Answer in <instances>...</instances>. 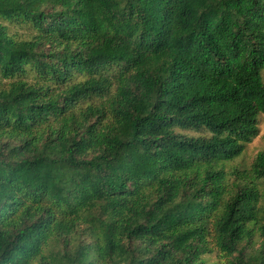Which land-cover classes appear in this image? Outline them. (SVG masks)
<instances>
[{
    "label": "trees",
    "instance_id": "16d2710c",
    "mask_svg": "<svg viewBox=\"0 0 264 264\" xmlns=\"http://www.w3.org/2000/svg\"><path fill=\"white\" fill-rule=\"evenodd\" d=\"M263 67L264 0H0V264H264Z\"/></svg>",
    "mask_w": 264,
    "mask_h": 264
},
{
    "label": "rangeland",
    "instance_id": "374dc122",
    "mask_svg": "<svg viewBox=\"0 0 264 264\" xmlns=\"http://www.w3.org/2000/svg\"><path fill=\"white\" fill-rule=\"evenodd\" d=\"M262 80L264 82V67L260 71ZM259 117V135L253 139V141L246 145V148L242 152V154L233 160L232 162L228 163V167H248L252 161L255 159V155L260 152H264V115H260ZM183 135L195 136V137H202L204 134L196 133L192 131H182ZM230 165V166H229ZM264 190V189H263Z\"/></svg>",
    "mask_w": 264,
    "mask_h": 264
}]
</instances>
